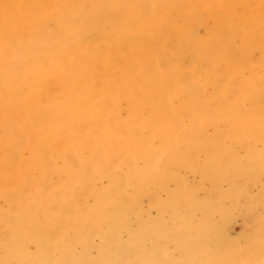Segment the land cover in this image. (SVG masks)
<instances>
[{
  "label": "bare ground",
  "instance_id": "obj_1",
  "mask_svg": "<svg viewBox=\"0 0 264 264\" xmlns=\"http://www.w3.org/2000/svg\"><path fill=\"white\" fill-rule=\"evenodd\" d=\"M23 1L25 0H11L5 14L0 11V21L16 14L17 3ZM52 1L53 7L48 10L42 9L40 0H30L27 4L29 11L26 12L27 25L37 32L46 29L49 22L53 21L58 30L72 32L74 23L73 29L78 30L70 42L71 50L68 51L78 53L77 63L80 64L83 54L89 51V64L94 67L95 82L100 75H104L102 71H119L118 81L114 79L118 82H114L115 85H107L104 89L95 84V88L101 87L96 91L104 92L107 98L111 96L105 107L110 109L112 98L119 96L129 102V110H132L129 115L131 121H120V127H116L113 143L117 144L123 132L125 147L135 138H140L143 144L149 139L158 144L156 149L153 146L150 148L149 144L148 148L137 152L148 154L145 173L139 172L134 165L129 166L132 178L120 191L127 195V204L135 208L139 197L145 195L157 200L151 186L159 187L160 190H164L169 183L175 186L173 193L170 191L167 194L169 198L164 203V208L181 224V228L152 230L160 244L162 241L171 242L173 253H166V247L161 249L158 244L150 249L143 248L145 240L147 241L144 230L128 226L127 213L117 214L112 193L105 192L100 199L104 209L96 219L106 216L114 224L122 226L135 250L133 255L136 253L138 256L136 259L122 256L119 240L112 237V245L109 243L111 247L102 252L97 264H264V214H257V207L245 194V188L255 184L258 173L264 177V0H254L253 4H237L234 0H101L114 1L112 4H115L112 10L106 3L96 7L98 15L95 21L108 19V32L103 33L100 39L91 38L89 41L82 39V36L93 33L89 32L90 21L78 8L79 3L83 5L87 0ZM252 5L254 12H251ZM32 14H37L38 19L31 18ZM251 26L255 30L249 33L246 27ZM244 29L247 31L243 32ZM67 35L71 37V34ZM119 35H124L123 40L119 41ZM136 39L139 40L138 43L144 44V40L151 43L149 50H141ZM2 42L0 40V45ZM110 43H121L123 49ZM61 56L64 57V63L60 61L58 67L62 74L70 77V64H65L71 55L61 52ZM14 59L17 64L21 63V58L14 56ZM183 59L186 63L182 67L180 63ZM54 69L59 71L49 62L40 72L45 76ZM81 78L80 76L78 80ZM103 85L105 86L104 83ZM70 88L74 89L75 85ZM89 99L92 100L91 97ZM88 100L85 108L89 104ZM81 101L84 103L83 98ZM146 109L148 111L144 116ZM84 115L83 111L79 113L81 119H84ZM87 118L84 121L89 124L85 125L91 124L98 134L105 135L107 117L101 116L100 119L104 120L100 129L96 127V119ZM62 119L59 122H63ZM219 123L225 126L227 132L215 128ZM207 128L212 130L211 133H208ZM145 129L149 132L146 139L141 134ZM74 136L77 138L75 134ZM224 136L231 137L233 146L248 139L243 155L248 167H240L243 163L241 157L229 155L225 166L220 165V169L225 170L221 174L229 178L236 175L241 180L240 191L236 193L231 186L221 193L218 177L221 174H212L210 167L214 156L230 149L228 147L231 144L226 145L221 140ZM180 140L181 143L178 142ZM256 140L261 142L260 153L253 152L252 144ZM138 144L137 147L143 145ZM46 146L43 148L41 145L43 150L47 149ZM81 153H77V157ZM131 153L134 154L133 151ZM200 153L205 154L204 172L198 160ZM171 155L176 156L172 161L168 159ZM127 160H117L109 172L130 165ZM184 167L186 170H201V180L209 184L212 200L206 203L194 202V193L189 191V195L187 194L189 188L197 192L203 186L189 187L172 172ZM259 192L264 202L263 183ZM238 199L240 201L237 204ZM225 202L229 204L228 209L225 208ZM192 211L200 213L201 218L197 222L191 221ZM224 216L227 218L223 221ZM235 217H250L243 238L234 237L226 230V223ZM69 258L68 254L67 259ZM70 262L71 258L68 263ZM56 263L58 262L53 264Z\"/></svg>",
  "mask_w": 264,
  "mask_h": 264
},
{
  "label": "rangeland",
  "instance_id": "obj_2",
  "mask_svg": "<svg viewBox=\"0 0 264 264\" xmlns=\"http://www.w3.org/2000/svg\"><path fill=\"white\" fill-rule=\"evenodd\" d=\"M29 1L17 3V13L9 19L0 21V40L3 41L0 45V264H47L45 262L49 260L48 264H53L55 261L58 262L56 264L64 262V264H78L80 261L79 264H97L102 252L111 247L112 237L119 240L122 256L136 259L138 254L132 253L135 250L130 245L127 231L122 226L114 224L109 217L102 216L101 219H96L104 209L100 199L105 192L112 193L117 214L127 213L128 226L144 230L147 241L145 240L143 248L150 249L159 245L161 249L166 247L164 249L168 251L166 253H173L171 242L163 243L162 241L160 244L152 230L181 228V224L174 220L164 208V203L169 198L167 194L172 192L175 186L169 183L164 190L151 186L150 189L154 191L157 200L154 201L147 195L140 196L135 208L127 204L125 200L127 195L120 192L132 178L129 166L134 165L139 172L145 173L148 154L137 153L138 150L148 148L149 144L150 148L156 149L158 144H155L153 139L143 144L140 138H135L136 140L131 141L126 146L127 149H124L126 147L123 132L117 144L113 143L116 127H120V121L125 120L126 123L131 121L129 115L132 110H129V102L119 96L112 98L113 103L110 109L108 106L106 108L105 105H108L111 96L107 98L104 92L96 91L101 87L95 88V84L102 88L115 85L114 82L118 83L119 71L108 73L102 71L104 75H100L95 82L94 67L89 64L91 62L88 58L89 51L83 54L80 64L77 63L78 53L69 52L70 42L75 38L74 34L78 30L73 29L75 24L73 23L71 27L73 33L58 30L57 24L53 21L49 22L46 29L34 32L27 25L26 12L29 11L27 5ZM234 1L237 4L243 2L253 4L254 2V0ZM40 2H42V9L51 10L53 7L52 0H40ZM112 2L114 1L87 0L83 5L78 4L79 12L89 18V32H93L91 35L85 33L82 39L88 41L91 38L100 39L103 33L108 32L106 23L108 19L95 21L98 15L96 7L106 3L112 10L115 6ZM10 3L11 0H0V11L3 14ZM253 8L252 5L251 12H254ZM37 17V14L31 15L33 19ZM246 28L249 33L255 30L252 26ZM67 34H71V37ZM123 38L124 35L118 36L119 41ZM138 41L136 39V44L141 47V50H149L151 43L147 40L143 41L144 44ZM110 45L123 49L121 43H110ZM61 52L71 55L65 64H70L72 74L70 77L62 74L58 67L60 61L64 63ZM14 56L21 58L20 64L16 63ZM49 62L53 63L59 71L54 69L53 72L42 76L40 71ZM185 63L186 60L183 59L180 65L183 67ZM80 76L82 78L79 81ZM77 81L79 82L76 83ZM74 85V89L70 88ZM88 97L92 100H88ZM82 98L84 103L81 101ZM87 100L89 104L85 108ZM23 101L25 102L22 103ZM81 105H84V108L80 107ZM81 111L85 113L84 119L79 116ZM101 111L103 113H100ZM147 111L148 109L143 113L144 116ZM114 114H116L115 117ZM101 116L107 117L105 135L100 130L101 134H98L93 125H85L88 121H84L86 117H92L93 120L96 119V127L100 129L104 120V118L100 119ZM61 119L63 122H59ZM215 128L227 132L221 123ZM207 131L211 133L212 130L207 128ZM141 134L145 138L149 132L145 129ZM230 138L229 136L221 138L226 145L231 144L228 147L230 149H227L228 153L226 154L227 150L220 152L211 161L212 174L216 176L225 171L220 169V165L225 166L228 155L241 157L243 163L240 167H248V162L243 156L248 139L233 146ZM178 142L181 143V140ZM137 143H139L138 146L143 145L137 147ZM253 143V152L260 153V140ZM41 145L43 148L47 145V149L43 150ZM40 149L41 152H39ZM149 150L154 153L153 150ZM77 153H81L79 157ZM173 157L176 156H168V159L172 161ZM199 158L201 170L204 172L205 154L200 153ZM119 159L121 161L128 159L127 162L130 165L109 172ZM108 164L110 166H107ZM185 168L174 169L172 172L175 176L182 178L189 187L203 186V189L197 192L189 188L187 194L189 195V191L194 193L196 198L194 202L206 203L212 200L213 195L209 184L201 180L199 172L201 170ZM218 177L221 182L219 186L221 193L226 192L229 186L233 191L235 189V193L240 191L241 180L236 175L229 178L221 174ZM257 178L255 184L245 188V194L257 207V214H264L262 210L264 202L259 192L260 185L264 184V177L258 173ZM239 201L240 199L237 200V204ZM225 208H229L228 202H225ZM190 218L192 222H197L201 216L199 212L192 211ZM226 218L227 216H224L222 220ZM249 222L250 217H235L226 223V230L234 237L243 238ZM83 230L86 231L83 232ZM68 254L71 258L70 263H68L70 258L67 259Z\"/></svg>",
  "mask_w": 264,
  "mask_h": 264
}]
</instances>
